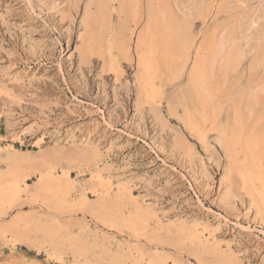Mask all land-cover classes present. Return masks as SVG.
<instances>
[{
  "label": "rangeland",
  "instance_id": "obj_1",
  "mask_svg": "<svg viewBox=\"0 0 264 264\" xmlns=\"http://www.w3.org/2000/svg\"><path fill=\"white\" fill-rule=\"evenodd\" d=\"M198 1L193 47L226 36L243 45L236 71L213 74L215 120L200 135L188 127L195 47L171 74L153 78L156 97L146 102L137 36L112 67L97 43L83 52L96 0H0V166L9 153L34 159L0 215V264H264V218L236 175L225 196L219 138L237 130L235 107L247 129L264 130V0ZM117 5L112 26L124 17ZM253 88L261 92L248 117L244 97ZM46 171L55 182L44 181Z\"/></svg>",
  "mask_w": 264,
  "mask_h": 264
},
{
  "label": "bare ground",
  "instance_id": "obj_2",
  "mask_svg": "<svg viewBox=\"0 0 264 264\" xmlns=\"http://www.w3.org/2000/svg\"><path fill=\"white\" fill-rule=\"evenodd\" d=\"M191 1V7L183 10L178 0H146L145 2L144 0H96L94 8L85 14L86 37L83 52L87 54L91 50L92 44L97 43L98 46L103 47V60L106 61V65L112 67L116 62L117 55H129L131 45L129 36H137L135 39V63L139 74L137 76L143 101L148 102L156 97L152 89L153 78L161 72L171 74L178 64L188 59L189 53L195 47L194 54H192V69L189 73L194 91V112L191 115L189 114L188 127L197 135H200V125L211 118L215 120V115L213 116L211 111L215 98L213 74L219 73L222 77H226L229 73L236 71L243 59V45L236 38L226 36L220 38L212 48H207L202 44H195L193 47L191 22L194 16L202 11V5L198 0ZM114 2L118 4L116 10L118 15L123 14L124 17L120 15L118 23L112 26L114 24L112 21V4ZM31 10L33 9L31 8ZM142 12L144 13L143 19L145 22L143 24L145 26L143 32L136 35L134 28L139 22ZM132 20L133 28L129 25ZM260 92L261 89L253 88L244 97V109L248 117L251 116L258 104ZM234 114L233 124L237 127V130L219 134L221 145L227 155L225 182L228 185L225 196L229 197L231 195L232 187L229 183H233V176L236 175L239 178L241 188L249 196V201L254 207L255 213L264 218V130L259 131L257 125L247 129L243 125V119L237 107H235ZM237 144L244 154V161L239 162L237 159ZM181 145L186 144L182 141ZM33 164V158L21 157L16 153L7 155L6 167L3 169L0 166V215L6 213L4 204L19 193L20 185L18 181L27 176L26 169L32 167ZM201 169L203 170L202 167ZM43 179L47 183L56 180L49 171L44 173ZM105 238L103 240H106ZM177 244L179 243L177 242ZM85 259L87 260V258ZM85 259H82V261Z\"/></svg>",
  "mask_w": 264,
  "mask_h": 264
}]
</instances>
